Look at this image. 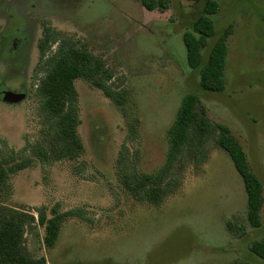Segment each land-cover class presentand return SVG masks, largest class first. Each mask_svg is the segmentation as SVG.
<instances>
[{"label":"rangeland","instance_id":"1","mask_svg":"<svg viewBox=\"0 0 264 264\" xmlns=\"http://www.w3.org/2000/svg\"><path fill=\"white\" fill-rule=\"evenodd\" d=\"M205 1L168 0L164 11H147L139 0L0 1V140L7 152H19L40 128L32 71L42 21L101 59L114 86L127 93L125 118L99 90L76 80L82 156L46 166L34 161L11 177L8 206L34 214L44 208L47 217L54 206L79 208L86 217L63 222L52 248L43 244V227L28 233L34 257L46 264H264L247 252L264 239V0H214V34L202 60L231 25L221 92L201 90L182 42ZM11 14L13 23L20 19L13 30ZM191 91L210 122L230 129L262 183L259 228L246 220V195L232 161L211 141L206 161L188 165L181 185L158 206L136 202L119 183L115 162L123 143L137 156V173L162 166L167 130ZM7 92L25 97L9 103L2 98ZM129 121L136 125L134 140H126Z\"/></svg>","mask_w":264,"mask_h":264},{"label":"trees","instance_id":"2","mask_svg":"<svg viewBox=\"0 0 264 264\" xmlns=\"http://www.w3.org/2000/svg\"><path fill=\"white\" fill-rule=\"evenodd\" d=\"M188 1L197 3L201 0ZM139 3L147 11L168 8V0H139ZM218 9L216 1L206 0L200 16L182 34L187 65L197 72L199 87L207 92L223 91L226 82V42L232 33L231 25L220 32L206 60H202V49L214 34L212 17ZM16 18L11 14L9 29L17 28L20 19L13 23ZM40 25L41 33L36 42L37 62L32 71L36 81L32 96L37 103L40 128L36 138L27 142L19 152H7L5 142L0 140V264H46L44 257H34L30 253L26 235L36 227H43V244L52 248L63 222L70 218L86 220L79 208L60 212L54 206L50 210L51 216L47 217L44 208H35L34 214L23 208L8 206L3 200L11 190V177L31 167L34 161L46 166L52 162H76L82 156L75 81L82 80L99 90L123 117H128L127 93L123 88L114 86V75L103 61L45 21ZM199 101L193 91L181 99L174 121L166 133L168 146L164 163L155 172L137 173V156L130 154L125 143L121 145L115 162L119 183L136 202L158 206L181 185L188 165L199 168L206 161V144L211 141L232 161L246 195V220L252 228H259L263 206L262 183L249 170L245 153L230 129L226 125L210 122ZM127 128L126 140H134L137 136L135 123L127 122ZM81 165L76 164L75 171H80ZM247 252L264 262V239L250 243ZM242 264L253 263L245 261Z\"/></svg>","mask_w":264,"mask_h":264},{"label":"water","instance_id":"3","mask_svg":"<svg viewBox=\"0 0 264 264\" xmlns=\"http://www.w3.org/2000/svg\"><path fill=\"white\" fill-rule=\"evenodd\" d=\"M24 97H25V95L22 94V93H11V92H7V93H4V94L2 95V98H3V99H6L7 102H9V103H10V102L13 103V102H16V101H20V100H22Z\"/></svg>","mask_w":264,"mask_h":264}]
</instances>
